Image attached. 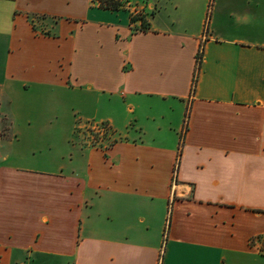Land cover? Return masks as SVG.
Returning <instances> with one entry per match:
<instances>
[{"label": "crops", "instance_id": "0c3cea01", "mask_svg": "<svg viewBox=\"0 0 264 264\" xmlns=\"http://www.w3.org/2000/svg\"><path fill=\"white\" fill-rule=\"evenodd\" d=\"M10 83L84 122L23 161L0 111V264H264V0H0Z\"/></svg>", "mask_w": 264, "mask_h": 264}, {"label": "rangeland", "instance_id": "374dc122", "mask_svg": "<svg viewBox=\"0 0 264 264\" xmlns=\"http://www.w3.org/2000/svg\"><path fill=\"white\" fill-rule=\"evenodd\" d=\"M130 1L133 0H128L125 6ZM138 3V6L144 5L143 2ZM139 10L136 17L139 18L140 25L136 29H143L142 19L146 21L147 17L144 8ZM43 19L45 18L38 16L34 22L38 25ZM19 86L20 84L10 83L1 102L0 111L8 123V133L14 131L20 135L19 142L16 140L10 143L9 152L17 149L15 152H21L25 161L27 157L48 155L55 150H64L72 126L77 125V122L80 126L79 121L81 124L84 122L78 120L81 116L80 108L66 106L63 93H53L49 88L37 87L28 91H18ZM98 129L101 130L100 133H105L102 128ZM82 131L81 127L78 128V133ZM89 132L91 136L94 135L92 129Z\"/></svg>", "mask_w": 264, "mask_h": 264}, {"label": "trees", "instance_id": "16d2710c", "mask_svg": "<svg viewBox=\"0 0 264 264\" xmlns=\"http://www.w3.org/2000/svg\"><path fill=\"white\" fill-rule=\"evenodd\" d=\"M94 3L98 4L99 7L104 8V9H110V10H120L123 7H125L126 3L128 2V0H93ZM132 21H138V17H136V14L132 15ZM142 26L143 29H147L149 27V23L147 21H145L144 19H142Z\"/></svg>", "mask_w": 264, "mask_h": 264}]
</instances>
